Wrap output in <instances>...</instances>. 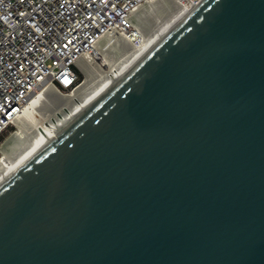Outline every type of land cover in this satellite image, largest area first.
Here are the masks:
<instances>
[{
    "label": "water",
    "instance_id": "95a60500",
    "mask_svg": "<svg viewBox=\"0 0 264 264\" xmlns=\"http://www.w3.org/2000/svg\"><path fill=\"white\" fill-rule=\"evenodd\" d=\"M0 264H264V0H201L21 155Z\"/></svg>",
    "mask_w": 264,
    "mask_h": 264
},
{
    "label": "built area",
    "instance_id": "2783aa9c",
    "mask_svg": "<svg viewBox=\"0 0 264 264\" xmlns=\"http://www.w3.org/2000/svg\"><path fill=\"white\" fill-rule=\"evenodd\" d=\"M147 1L0 0V136L42 86L76 88L83 74L79 63L93 59L100 39H130L132 17Z\"/></svg>",
    "mask_w": 264,
    "mask_h": 264
},
{
    "label": "bare ground",
    "instance_id": "6f19581e",
    "mask_svg": "<svg viewBox=\"0 0 264 264\" xmlns=\"http://www.w3.org/2000/svg\"><path fill=\"white\" fill-rule=\"evenodd\" d=\"M196 7L192 0L145 2L132 17L135 33L130 39L119 34L102 38L94 46L93 59L80 61L85 79L76 88L63 94L51 84L42 86L15 121L18 129L0 145V176L21 155L102 97Z\"/></svg>",
    "mask_w": 264,
    "mask_h": 264
},
{
    "label": "rangeland",
    "instance_id": "374dc122",
    "mask_svg": "<svg viewBox=\"0 0 264 264\" xmlns=\"http://www.w3.org/2000/svg\"><path fill=\"white\" fill-rule=\"evenodd\" d=\"M85 79V74L83 72L82 76H81V81H83ZM68 91H63V94H67ZM69 93V92H68ZM18 129L17 124H15L14 126L9 127L6 131L3 132V134H1L0 136V145H2V143L11 136V134H13L16 130Z\"/></svg>",
    "mask_w": 264,
    "mask_h": 264
}]
</instances>
